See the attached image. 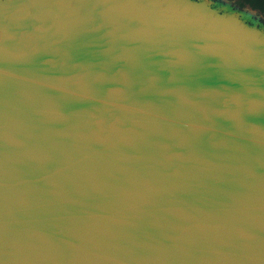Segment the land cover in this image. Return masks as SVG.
Segmentation results:
<instances>
[{"label":"water","instance_id":"obj_1","mask_svg":"<svg viewBox=\"0 0 264 264\" xmlns=\"http://www.w3.org/2000/svg\"><path fill=\"white\" fill-rule=\"evenodd\" d=\"M0 264H264V31L0 0Z\"/></svg>","mask_w":264,"mask_h":264},{"label":"rangeland","instance_id":"obj_2","mask_svg":"<svg viewBox=\"0 0 264 264\" xmlns=\"http://www.w3.org/2000/svg\"><path fill=\"white\" fill-rule=\"evenodd\" d=\"M264 31V14L250 6H239L234 0H195Z\"/></svg>","mask_w":264,"mask_h":264},{"label":"trees","instance_id":"obj_3","mask_svg":"<svg viewBox=\"0 0 264 264\" xmlns=\"http://www.w3.org/2000/svg\"><path fill=\"white\" fill-rule=\"evenodd\" d=\"M239 6H250L264 14V0H234Z\"/></svg>","mask_w":264,"mask_h":264}]
</instances>
